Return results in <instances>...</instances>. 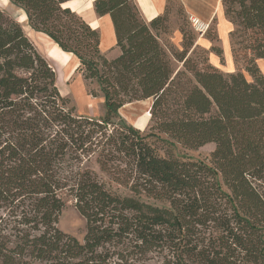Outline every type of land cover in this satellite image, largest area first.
Here are the masks:
<instances>
[{
    "label": "trees",
    "instance_id": "obj_1",
    "mask_svg": "<svg viewBox=\"0 0 264 264\" xmlns=\"http://www.w3.org/2000/svg\"><path fill=\"white\" fill-rule=\"evenodd\" d=\"M10 1L75 56L104 114H77L20 23L0 10V264H147L152 253L163 264H264V0H221L233 25L229 73L208 62L222 48L196 52L184 27L180 50L160 42L170 0L150 21L135 0H93L94 13L110 17L113 59L99 30L65 6L72 0ZM146 99V135L115 126L122 106ZM147 137L185 149L213 143L212 165L160 156ZM92 157L132 194L106 187L85 166ZM65 197L85 219L82 241L56 226Z\"/></svg>",
    "mask_w": 264,
    "mask_h": 264
},
{
    "label": "rangeland",
    "instance_id": "obj_2",
    "mask_svg": "<svg viewBox=\"0 0 264 264\" xmlns=\"http://www.w3.org/2000/svg\"><path fill=\"white\" fill-rule=\"evenodd\" d=\"M78 3V5L75 3L74 6L77 5V7H81L86 4L88 6L89 0H78ZM0 10L20 23L24 32L35 46L37 52L47 60L54 70L58 91L62 96L69 98L71 104L76 107V113L90 117L102 116L104 114V109L102 107L103 100L97 84L95 82L90 84L88 82L85 83L84 80L83 83H80L79 78H82L81 73L76 72L75 70L74 72H71L75 62L77 64L78 61L69 57L70 54L64 51L62 52V50L42 32L34 30L29 25L24 11L17 5L13 4L10 0H0ZM165 18L166 22L164 24L166 25V30L159 35V40L162 44L180 50L182 47V35L180 28L184 27L194 36L193 40L194 45H196V52H198V49H205L203 47V43L208 44L207 42L210 43L209 48L211 46L222 48L223 53L221 57L217 56L214 52H208V62L211 65L215 66L224 73L237 71V64L234 62L231 50L224 43L223 38H221L219 35L220 33L218 32L219 40H215V38H213V36H215L214 34H216L214 30L215 24H210L204 34H200L191 26L189 17L184 11H182L179 3L176 0H170ZM102 52L108 59H113L119 54L118 49L114 46ZM258 64L264 73V66L260 62H258ZM173 65L176 68L181 67V65L177 62H173ZM245 76L248 80H250V77L246 73ZM75 80L80 83L79 86L75 84ZM89 89L95 91L97 94L96 97H93L95 98V100L92 101L93 103H90L89 101V97H92L87 93V90ZM149 103V101L142 100L133 102L131 104H125L117 111L116 117H114L112 121L114 122L115 126H119L121 124L131 125L135 129L139 130L140 134L144 136L147 134L148 127L150 125L148 116L150 106ZM146 120L148 121L146 122ZM161 137L165 138L164 135ZM146 140L155 147L157 154L160 156H167V154L170 153L175 157L194 161H202L205 164L212 165L211 154L215 148L213 143L204 144L203 146L196 149H185L179 144H175L173 147H171L165 142L155 141L150 137H147ZM85 166L93 171L97 178L104 182L106 187L110 188V190L116 194L121 196L132 194L128 188L118 184L117 182H114L106 172L102 171L94 157L85 162ZM141 199L161 207L168 206L166 201H157L144 196H142ZM64 203V207L58 217L56 226L64 233H67L79 241H82L86 232L85 219L74 207L72 199L65 197ZM148 257L149 259L146 262L147 264H163V258L159 254L152 253L149 254Z\"/></svg>",
    "mask_w": 264,
    "mask_h": 264
},
{
    "label": "crops",
    "instance_id": "obj_3",
    "mask_svg": "<svg viewBox=\"0 0 264 264\" xmlns=\"http://www.w3.org/2000/svg\"><path fill=\"white\" fill-rule=\"evenodd\" d=\"M92 1L93 0H89L88 6L86 4L84 6L77 7V5L79 4L78 0L77 1L72 0L65 3V6H68L70 9L77 12L85 20V22H87L91 27L97 28L99 30L100 32L99 48L101 51H105L108 48L115 46V36H114L113 26L110 17L108 15L97 16L94 13ZM135 2L143 18L146 21H150L156 16L163 14L167 4V0H135ZM177 2L182 6L184 12L189 18H195L199 22L207 24L208 26L214 23L217 35L219 32L220 33L219 35L221 36V38H223L226 46L230 48L229 32L232 30L233 25L224 16L221 0H177ZM75 3L77 4L76 6H74ZM225 35L227 38L225 37ZM207 43L208 44L203 43V47L205 49H208L210 46V43L209 42ZM66 53L70 54L69 57L76 59L75 56H73L71 53L69 52ZM76 66L77 64L75 62V65L72 68L71 72H74ZM79 81L80 83H83V79L81 77L79 78ZM80 83L77 82V80H75V84L77 86H79ZM89 99H90L89 100L90 103H93L92 101L95 100V98L93 97H89ZM146 101L150 102L149 105L151 104V99H146ZM147 121L148 120H146V122Z\"/></svg>",
    "mask_w": 264,
    "mask_h": 264
},
{
    "label": "built area",
    "instance_id": "obj_4",
    "mask_svg": "<svg viewBox=\"0 0 264 264\" xmlns=\"http://www.w3.org/2000/svg\"><path fill=\"white\" fill-rule=\"evenodd\" d=\"M189 20H190L191 26L194 28V30H196L200 34H204L206 29L208 28L207 24L201 23L195 18H189Z\"/></svg>",
    "mask_w": 264,
    "mask_h": 264
},
{
    "label": "bare ground",
    "instance_id": "obj_5",
    "mask_svg": "<svg viewBox=\"0 0 264 264\" xmlns=\"http://www.w3.org/2000/svg\"><path fill=\"white\" fill-rule=\"evenodd\" d=\"M52 45H53V44H52ZM52 45H51V46H52ZM55 45H56V44H55ZM62 52H63V51H62Z\"/></svg>",
    "mask_w": 264,
    "mask_h": 264
}]
</instances>
